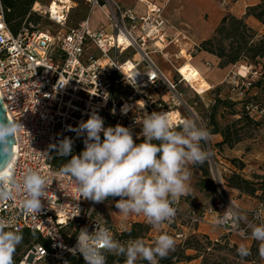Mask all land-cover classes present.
I'll list each match as a JSON object with an SVG mask.
<instances>
[{"label": "built area", "instance_id": "obj_1", "mask_svg": "<svg viewBox=\"0 0 264 264\" xmlns=\"http://www.w3.org/2000/svg\"><path fill=\"white\" fill-rule=\"evenodd\" d=\"M52 1L61 5L59 12L55 14L47 8L45 14L63 27L73 3ZM139 2L141 12L113 0H85L89 13L73 27L51 32L25 20L13 34L0 0V98L8 120L19 122L25 129L13 136V157L6 177L19 182L26 170L33 169L41 172L49 184L37 217L22 215L19 207L22 193L0 201V216L11 218L19 230L37 232L48 243L47 247L33 244L17 264H84L83 257L71 251L79 230L87 227L91 232L95 223L115 230L100 216L98 206L104 202L81 198L76 184L70 177L62 176L61 169L52 163L56 151L49 148L50 144L69 137L74 152L84 138L70 131L69 126L77 128L95 111L104 119L105 127L117 124L129 127L136 139L141 132L136 120L142 119L144 112H165L174 125L185 118L197 121L186 90L202 97L212 89L191 59L181 57L183 62L172 65L170 72L163 69L159 59L167 57L166 49L174 37L168 33L163 7L150 0ZM31 10L40 11L35 3ZM94 10H99L104 18L97 26L90 21ZM180 54L178 51L173 57L180 59ZM186 61L192 69L184 74L181 66ZM199 77L207 87L198 84ZM242 85L248 89L252 82L247 79ZM152 88L161 93L150 94ZM140 101L143 104L138 106L136 103ZM206 102L207 107L212 95ZM247 109L251 115L264 119V108L254 104ZM217 193L214 202L199 213L180 214L179 200L174 205L177 212L171 223L181 216L188 220L193 231L205 222L214 224L224 237L255 241L250 238L249 223L264 218V205L247 212L240 210L222 181ZM230 203L245 219L235 227L231 222L223 226L215 224ZM183 236L184 233L177 235Z\"/></svg>", "mask_w": 264, "mask_h": 264}, {"label": "clouds", "instance_id": "obj_2", "mask_svg": "<svg viewBox=\"0 0 264 264\" xmlns=\"http://www.w3.org/2000/svg\"><path fill=\"white\" fill-rule=\"evenodd\" d=\"M136 123L141 127L136 139L143 138L139 143L131 128L121 124L105 127L104 119L93 111L77 128L69 126L70 131L84 137L85 147L79 155L72 154L73 141L69 137L50 144L49 148L59 157L71 156L60 174L71 178L81 198L102 203L109 197H118L115 207L123 218L142 215L149 225L160 229L174 220L177 212L174 205L180 198L191 193L190 166L202 165L210 158L211 152L202 142L207 143L211 133L192 118L174 125L168 114L160 111L144 112ZM21 128L19 122L0 121L3 154L12 150L8 137H16ZM48 188V180L38 170H26L19 182L0 174V201L22 193L19 207L24 216H38ZM244 219L230 203L215 224L223 226L231 222L235 227ZM249 227L250 238L258 242L259 255L264 258V218L250 222ZM76 240L71 251L73 255L79 253L84 264H106L109 254L124 257V264H136L138 260L159 264V259L166 258L176 246L174 237L167 233H161L153 245H147L141 238L122 243L111 229L99 223H95L91 232L87 227L81 228ZM22 242L23 233L12 219L0 216V264H15L14 255ZM237 253L241 258L251 254L245 244L237 248Z\"/></svg>", "mask_w": 264, "mask_h": 264}, {"label": "rangeland", "instance_id": "obj_3", "mask_svg": "<svg viewBox=\"0 0 264 264\" xmlns=\"http://www.w3.org/2000/svg\"><path fill=\"white\" fill-rule=\"evenodd\" d=\"M52 0H37V2L41 5L40 11L38 14L41 16L40 21L37 23V27L39 29H44V30H50L51 32H54L58 29H66L67 27H73L76 25V23L86 17L88 15V8L87 5L85 4V0H65L69 1L68 4L73 3L72 8L69 10L68 15H67V20L65 26H59L55 22L51 21L48 17V15L45 14V11L47 10L46 7L51 3ZM173 0H170V3L167 7L170 6L171 2ZM188 0H182L181 4L177 5V9H175V13L178 15L180 14L181 16V21L179 24L182 27H186L188 30H191L194 27V29H198L200 26V22L207 21L208 20V14H201L199 16H190V18H186V16L192 13L193 7H195L198 4H202L206 1H211V0H189L190 2L187 3ZM217 1V0H214ZM219 1V0H218ZM225 0H220V3L226 6V1L225 4L223 3ZM193 6V7H192ZM38 7V5H37ZM171 15V14H170ZM90 21L92 26L97 24H100L104 18L101 13H99L97 10H94L92 14L90 15ZM187 24H185V22ZM189 37V36H188ZM190 39V38H189ZM190 44L189 40H185V42ZM192 41V40H191ZM183 43V42H182ZM193 45L186 46L182 44L181 48L182 49V55L181 57L186 58L187 60H191L193 63V66L198 69V63L197 62H203V64L206 65L205 59L200 58L197 55V50H196V45L192 47ZM190 47V48H189ZM189 48V49H188ZM172 52H176V48H171ZM174 49V50H173ZM191 55L192 58L189 57ZM160 56V55H158ZM180 57V59L177 60L178 63H182L183 60ZM166 61V60H165ZM164 60H161L162 62V67L166 71L168 70V63L165 62ZM176 62V63H177ZM175 63V62H174ZM188 64V61L184 62V64ZM241 67L245 68V73L242 74L240 73V70L242 69ZM201 74H204L205 71L199 70ZM244 76V77H243ZM264 77V58H260L257 62V64H248L246 62H239L235 65H230L225 67L223 70V75L222 78L223 82L218 85L212 87L210 94L203 95L202 97L195 96L191 97L189 100V103L192 105L196 115H197V122L208 128V108L204 106L205 101H207V98L209 95H213V90L215 88H218V92L220 94V99L222 101L230 103H234L233 110H238L240 107V104L237 103L240 99H242L245 95H247L248 98H253L257 101H260L261 103H264V94H261L260 88L256 87L254 85L255 82H257L259 79H262ZM251 80L252 84L251 87L248 89L245 88L242 85V82L245 80ZM207 80V79H206ZM150 94L153 95H158L160 91H156L153 88L150 89ZM187 93H190L189 90H186ZM161 93V92H160ZM143 102H140L138 105H141ZM238 118V115H232L230 114L229 110H222L218 108L216 111V122L220 127H223L226 124H229L233 120H236ZM245 123V122H244ZM244 123H240V125H244ZM240 135V139L238 142L234 143L231 148L227 146H223L221 148H218L215 146L214 143H211V139L207 141V143L202 142V145L209 149L211 152L210 158L203 163L202 165L199 166H204L209 170V177L211 178V181L213 182V185L215 186V192H210L209 190L207 191H202L201 195L196 197V199H192L190 195H188L185 198V203L180 206V214L184 213L187 214L191 210H193L196 213H199L203 207L207 206L208 204H211L214 202L217 193V186H219V182L222 181L223 184L225 185L228 193L231 192L229 190L228 186L226 185L225 179L227 176L231 173V171H238L239 173L242 174L244 178L247 179H252L254 176H264V125L259 124V125H253L249 123H245V125L242 127V130L239 131L238 133ZM233 160H239L240 162L243 163V168L242 170H239L238 167L236 166V163H233ZM196 174L193 175V187L197 189L199 187V179L201 178V172L196 169ZM257 195H260V192L256 193ZM251 197V196H250ZM234 198V197H233ZM252 199H255L257 206L259 205H264V199H259L257 197H251ZM119 199L118 197L113 198L114 203L109 209H116L115 207V201ZM235 199V198H234ZM187 203H192L194 205L193 209H190L187 205ZM105 202L98 207L101 208L102 205H104ZM237 206H239V203L236 202ZM187 205V206H186ZM184 206V207H183ZM241 208V207H238ZM243 210L244 209H240ZM100 212H103L102 209ZM246 212V211H244ZM100 216L102 214L100 213ZM107 220V217L104 216ZM133 221H130L127 227L123 228H115L116 232H121L122 230L128 228L130 224ZM137 222H146V220L143 221H137ZM193 227V226H192ZM161 233H167L174 237L176 241V246L175 250L172 252H176L179 254V251H182L184 254L187 255H193L196 258L187 262V261H182L184 264H201L203 260H206L207 264H210V262H216L218 264H264V258H261L259 255V250H258V242H257V247L255 248V255L252 256L254 258V261L249 260L248 256L241 258L238 253H237V248L239 245L236 243H233L232 241L229 240H222L224 237H217L216 241L215 237L212 236L213 238L211 239L209 236L201 234V233H196L195 231L192 230L190 223L188 222L187 219H183L181 216L176 219L174 223H164L161 225L160 229L153 228L150 225V229L143 238L144 242L147 245H153L156 238L161 234ZM184 233V236L179 238L177 237L178 234ZM195 235L198 236V240L200 242V245L203 246L201 250L199 251L187 248L185 250L182 249L184 248V243L188 240H190L191 236ZM204 236H207L209 238V241L211 244H206L207 240L204 238ZM227 238V237H225ZM230 239H235L234 237H230ZM243 241V240H242ZM244 242V243H243ZM241 244H245V240ZM193 242L191 245L187 246H192ZM182 246V247H180ZM252 243L248 245L249 249L251 248ZM25 247H23L22 250H24ZM39 264H45L44 262H41ZM136 264H147V261L144 260H138Z\"/></svg>", "mask_w": 264, "mask_h": 264}, {"label": "trees", "instance_id": "obj_4", "mask_svg": "<svg viewBox=\"0 0 264 264\" xmlns=\"http://www.w3.org/2000/svg\"><path fill=\"white\" fill-rule=\"evenodd\" d=\"M36 2L37 0H2V4L5 9V21L13 34L18 32L25 20L26 22H32L33 24H37L40 21L41 16L37 12H33L31 10L32 6ZM246 16H252L264 24V0H259V3L248 6L246 9ZM196 50L198 52H206L216 57L218 59L216 66L221 69L230 65H235L239 62H246L248 64L255 65L260 58H264V36H258L257 32L245 22L243 17H236L228 13L222 16L219 23L215 26L212 35L209 38L202 40L196 46ZM254 85L260 88L261 94H264V77L255 82ZM186 94H188V100H190L191 97H195L193 93L186 92ZM237 103L240 104V107L236 111L233 110L234 103L232 102L228 104V102L222 101L220 99L218 88H215V90H213L212 102L207 107L204 104V106L208 108L207 129L211 134H219L221 136V140L214 143L218 148L223 146L231 148L234 143L238 142L240 139V135L238 133L242 130L245 123L264 125V119H261L257 115H251L250 111L247 109L248 106L254 104L264 108V103H261L251 97L248 98L247 95H245ZM218 108L222 110L227 109L230 114L238 115V118L229 124L220 127L215 119ZM240 123H244V125L242 126ZM142 139L143 138L141 137L140 139L135 140L139 143ZM83 140L84 138L72 154L79 155L82 152L85 147ZM70 158L71 156L59 157L54 155L52 157V163L55 167L61 169ZM233 163H236L238 169L242 170L244 166L242 162L239 160H233ZM192 167L201 172V178L199 179V187L197 190L200 192L207 190L215 192V186L209 177V170L206 167L199 165ZM225 182L229 188L237 190L240 195L264 199V176H254L250 180L244 178L238 171H231L225 179ZM257 192H260V195H257ZM126 229L129 231H125L124 229L121 232H116L115 230L113 232L115 238L120 240L122 243L129 239H143L149 231L150 225L144 222L134 221ZM21 231L23 233V242L16 249L14 255L15 264L18 263L21 256L33 244H41L44 247H47L48 245L47 241L41 238L37 232L26 229ZM197 237L198 236L192 235L190 240L184 243L185 247H180H182L183 250L190 248L194 250L198 249L200 251L203 246L200 245ZM204 238L207 240L206 244H211L207 236H204ZM222 240L226 241L227 238L224 237ZM192 242V246H187L191 245ZM23 247H25L24 250H22ZM256 247L257 242L252 241V246L250 248L252 256L255 255ZM252 256H248V259L254 261ZM195 258V256L184 254L182 251H179V254L176 252H170L166 258L159 259V264H176L182 262L183 260L189 262ZM106 264H124V257H117L109 254L107 256ZM201 264H207L206 260H203ZM210 264L218 263L210 262Z\"/></svg>", "mask_w": 264, "mask_h": 264}, {"label": "crops", "instance_id": "obj_5", "mask_svg": "<svg viewBox=\"0 0 264 264\" xmlns=\"http://www.w3.org/2000/svg\"><path fill=\"white\" fill-rule=\"evenodd\" d=\"M113 1L119 3L122 6L134 8L135 11H137V12H141L143 9L142 4L139 2V0H113ZM150 1H153L154 3H157L163 7V16L167 20L168 26H169L168 33L174 37V42L166 49L167 57H163V58L159 59L160 62H161V60L165 61V60L169 59V61H167L168 65H169L168 70L166 71L164 69L166 72H170L172 65H179L180 64L177 62V60L179 58L176 59L173 57V55L175 53H177L178 51H180L181 54L179 55V57H181L182 49H184V48H181L182 44L185 45V47L189 46V45H193V46L196 45L197 46L202 40L209 38L212 35L215 26L219 23L220 19L222 18V16L224 14L229 13V14H232L236 17H243L245 19V22L254 31L257 32L258 36H264V24H262L261 22H259L257 19H255L252 16H246L247 7L259 3V0H225L226 6L223 5L222 3H220V0L219 1L218 0L217 1L211 0V1H206L202 4H198L195 7L192 6L193 11L191 14L188 13L186 18L189 19L190 16H193V15L200 17V15L202 13L203 14L207 13L208 14V20L207 21L202 20V22H200V26L198 27V29H194V27L192 28L193 25L190 26L191 30H188L186 27H182L179 24V22L181 21V16H180V14L177 15L175 13V9H177L176 8L177 5L181 4L182 0H173L169 7H167V6L169 5L170 0H150ZM189 2L190 1L188 0L187 3H189ZM97 11L100 13L99 10H97ZM185 24H187V23L185 22ZM186 39L190 41V44L187 43V41L185 42ZM193 46H190V47L193 48ZM171 48H176L177 51L172 52ZM188 55L190 58H192L190 54H188ZM197 55L201 59L202 58L205 59L206 65L203 64V62H197L198 63L197 64L198 70L205 71L204 72L205 78L207 79V81L211 85V87L220 85L223 82V79H221V78L223 75V70L225 68L221 69L218 66H216L218 59L216 57H214L213 55H210V54L203 52V51H201V52L197 51ZM161 65H162V62H161ZM207 95L208 94H206V96ZM209 97H210V95L208 96L207 99H209ZM203 103L205 104L207 102L205 101ZM210 139H211V143H216V142H219L221 140V136L219 134H211ZM190 167L192 170V175H191V181H190L191 193L189 195L191 196L192 199H196V197H198L202 193L199 190L195 189L192 185L193 175L196 174L197 172H196V168H194L192 166H190ZM229 190H231V192H229V194L235 198L234 199L235 202L239 203L238 207H241L239 209H244V211L247 212V211H250V210L258 207L255 199H252L250 196L240 195L237 190L232 189V188H229ZM185 197L186 196H183L180 198V206L185 203ZM113 203H114L113 197H109L108 200L105 201V204L102 205L101 208H99V211H101V209H102L103 212H100V213L102 214L103 217L106 216L107 220L103 217L102 218L107 222L108 225L112 226L114 229L115 228H117V229L123 228V227L125 228L128 226L130 221L134 222V221L145 220V218L142 215H136V214H132L129 217H127L126 219L123 218L120 214H118L119 210L117 208L111 209V210L109 209V207H111L113 205ZM187 205L190 209H193V207H194V205L192 203H187ZM191 211H193V210H191ZM194 231L196 233H201V234L207 235L211 239L213 238L212 236H214L215 239L217 237H224L222 231L219 228H217L214 224H209V223H205V222L199 223L195 227ZM230 237H233V236L227 237V240H229V241L233 240L232 242L236 243L239 246L241 245V243L244 240H245V243L247 246L252 243V241L247 240V239H240V238H236V237H234L235 239H230ZM176 264H184V263L179 262Z\"/></svg>", "mask_w": 264, "mask_h": 264}, {"label": "bare ground", "instance_id": "obj_6", "mask_svg": "<svg viewBox=\"0 0 264 264\" xmlns=\"http://www.w3.org/2000/svg\"><path fill=\"white\" fill-rule=\"evenodd\" d=\"M60 2L61 3H69V1H65V0H60ZM37 5H38V7H37ZM50 7L48 6V7H46V8H50L49 10H51V12L52 13H55V14H57L58 12H59V10H60V8H61V5L57 2V1H52L51 3H50ZM35 7H36V9L37 8H40L41 7V5L38 3V2H36L35 3ZM242 69L240 70V73H242V74H244L245 73V68L244 67H241ZM189 69H192V66L188 63H186V64H183L182 66H181V71L184 73V74H187V72H188V70ZM187 76V75H186ZM197 81H199L198 82V84L200 83V86L201 87H207L208 86V84H205V82L203 81V80H201L200 79V77L199 78H197L196 79ZM140 102H142V101H140ZM140 102H137L136 104L138 105ZM143 104V103H142ZM141 104V105H142ZM138 106H140V105H138ZM9 165H8V167L5 169V170H3L2 172H0V174H2V175H4V176H8L9 175Z\"/></svg>", "mask_w": 264, "mask_h": 264}, {"label": "water", "instance_id": "obj_7", "mask_svg": "<svg viewBox=\"0 0 264 264\" xmlns=\"http://www.w3.org/2000/svg\"><path fill=\"white\" fill-rule=\"evenodd\" d=\"M0 121H3L5 123L8 122V118L6 116L5 108L2 103L1 98H0ZM8 142H9V147H11L12 149L13 144H15L14 137L9 136ZM12 157H13V151L11 150V152H9L8 154H3L2 145H0V172H2L8 167V165L10 164L12 160Z\"/></svg>", "mask_w": 264, "mask_h": 264}]
</instances>
